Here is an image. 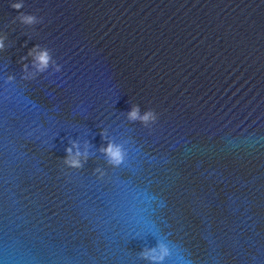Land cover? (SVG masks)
I'll list each match as a JSON object with an SVG mask.
<instances>
[{
	"label": "water",
	"instance_id": "water-1",
	"mask_svg": "<svg viewBox=\"0 0 264 264\" xmlns=\"http://www.w3.org/2000/svg\"><path fill=\"white\" fill-rule=\"evenodd\" d=\"M11 2L0 264H149L158 239L165 264H264V0H23L32 26ZM36 45L61 71L24 80ZM134 104L156 122H129ZM72 142L88 145L81 169L63 164Z\"/></svg>",
	"mask_w": 264,
	"mask_h": 264
},
{
	"label": "clouds",
	"instance_id": "clouds-1",
	"mask_svg": "<svg viewBox=\"0 0 264 264\" xmlns=\"http://www.w3.org/2000/svg\"><path fill=\"white\" fill-rule=\"evenodd\" d=\"M12 9L16 10L18 15L14 18L15 21H19L20 24L25 26L36 25L41 20L34 14H26L20 11L24 7L23 0H15L9 5ZM6 36H0V51L5 48ZM28 56L32 57V68L34 71H29V65L23 64L22 71L24 75L22 79L31 80L36 77L38 73H44L51 66L54 67L55 72L61 71V65L57 64L53 59L51 52L47 48H41L40 45L34 46L28 52ZM27 57H21V61L26 60ZM15 77L13 75L7 76V81H13ZM127 120L129 122L139 121L145 127H149L154 124L157 120V114L149 109L141 113L139 105H133L131 110L126 113ZM102 136L104 133L101 134ZM73 148L76 151H73ZM88 145H85V150L81 151L77 142H72V147L66 148V156L63 158V164L70 169H81L84 163L89 158V152L87 151ZM99 151L103 154L106 163L112 168H118L125 163L127 157V151L124 144L117 143L113 140H109L106 146H102ZM98 173V179L105 175V172L101 168L94 169V174ZM173 254L170 242H165L163 239H158L157 244L154 247L145 248L140 256L142 259L149 261V264H165V261ZM178 261L183 264L184 257L178 255Z\"/></svg>",
	"mask_w": 264,
	"mask_h": 264
}]
</instances>
